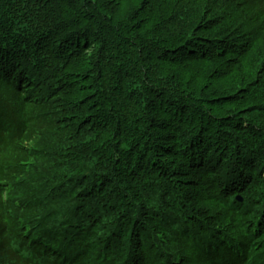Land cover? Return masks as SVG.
<instances>
[{
	"label": "trees",
	"instance_id": "obj_1",
	"mask_svg": "<svg viewBox=\"0 0 264 264\" xmlns=\"http://www.w3.org/2000/svg\"><path fill=\"white\" fill-rule=\"evenodd\" d=\"M0 264H264V0H0Z\"/></svg>",
	"mask_w": 264,
	"mask_h": 264
}]
</instances>
